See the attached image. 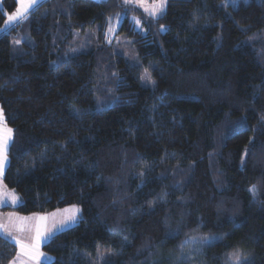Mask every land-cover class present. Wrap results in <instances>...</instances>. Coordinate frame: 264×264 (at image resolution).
<instances>
[{"label": "trees", "instance_id": "1", "mask_svg": "<svg viewBox=\"0 0 264 264\" xmlns=\"http://www.w3.org/2000/svg\"><path fill=\"white\" fill-rule=\"evenodd\" d=\"M16 7L0 2V26ZM117 13L137 63L103 47ZM26 25L21 49L18 25L0 32L3 181L21 198L3 211L81 208L44 264H264V0H167L156 18L47 0ZM94 27L98 43L71 51ZM15 253L0 238V264Z\"/></svg>", "mask_w": 264, "mask_h": 264}, {"label": "rangeland", "instance_id": "2", "mask_svg": "<svg viewBox=\"0 0 264 264\" xmlns=\"http://www.w3.org/2000/svg\"><path fill=\"white\" fill-rule=\"evenodd\" d=\"M45 1L47 0H37V3L32 8L28 9V11L21 18H19L14 22H9L8 16L15 14L18 8H20V4L18 0H16L17 3L16 9L11 13H6V18L3 24L0 26V32H3L15 25H18L15 36L19 35V38L14 40V44L17 45L14 46L13 44L15 49L20 48L18 46H22L24 42L28 41L30 35L26 22L28 21L31 11ZM98 1H102V0H98ZM122 1L126 3L125 0ZM0 2L2 3V0H0ZM155 3H159V0H129V2H127V4L135 5L138 10H141V12H143L145 15H149L151 17L153 16L149 14V10L152 8L153 4ZM166 5H167V0L164 4L162 11H159L157 15L153 18L160 16L166 10ZM123 17L124 15H122L121 13L119 14L117 13L111 16L112 18L111 22L108 20V25H106L105 27V35L103 36V39L105 40V43H103L105 45H103V47L110 46V50H112L114 54L121 57H125L133 63H137L138 56L136 54V51L134 50L131 40L129 38H126L124 35L117 34L120 25L122 23ZM136 21L140 22L139 19H137ZM98 27L97 28L94 27L93 29L89 30V32H86V34H83V36L77 35L74 39L71 51L75 53L80 51H85L90 49V47H93L95 44H97L98 35L96 31ZM109 27H111L112 29L111 33H109L108 31ZM89 37L90 38L92 37L94 40L89 39ZM262 39L263 36L261 35L255 38L257 42L261 41ZM148 77L151 78L149 71L143 69L142 72L143 83L145 85L147 84L154 85V81L152 80V78L149 80ZM0 113H2L4 127H6L7 129H11L8 126V124L5 122V118L1 106H0ZM12 140H13V130L11 133V139L9 140L7 147V162L5 164L3 174L0 175V226H2L0 227V232H3L4 236L7 237L6 239L11 241L13 244H14L13 240H18L20 241V245L33 246L35 244V234L38 226L43 227L45 236L52 237L53 233L56 234L60 233L57 230L64 227L61 221L65 220L69 215L72 214L73 206H76V208L79 209V213L76 215L75 224H77L81 217V208L78 205L74 204L51 212L33 213L30 215H19L14 212L7 213L3 211V208L7 206H17L21 202L20 196L13 190L8 189L3 181L5 171L9 163L8 151L12 143ZM253 194H254L253 199L256 201L258 192ZM65 210H70V211H65ZM40 217H45L46 219L44 221H41ZM71 227H64L63 231ZM45 244L46 243H44V241L42 240L40 251L44 254V256L42 257L40 264L49 263L52 261V257L43 248ZM14 245L16 247V253L14 255V258L8 264H35L34 261L29 260L27 256L24 255V252L27 249H22L20 245H16V244Z\"/></svg>", "mask_w": 264, "mask_h": 264}, {"label": "snow or ice", "instance_id": "3", "mask_svg": "<svg viewBox=\"0 0 264 264\" xmlns=\"http://www.w3.org/2000/svg\"><path fill=\"white\" fill-rule=\"evenodd\" d=\"M20 4V8H18L17 12L13 15L8 16V21L9 22H14L21 18L27 11L28 9L32 8L36 3L37 0H18ZM125 2H129V0H125ZM166 0H159V3L153 4L152 8L149 10V14L155 17L159 11H162L164 4ZM234 3L235 0H232ZM111 17L109 18V21L111 22ZM135 23L139 24V21H134ZM109 33H111L112 29L109 27ZM107 35V34H106ZM150 80L151 78L148 77ZM11 129H7L4 127V121L2 117V113H0V175L3 174V170L5 167V164L7 162V147H8V142L11 139ZM253 193H255V187L251 189ZM65 211H70V210H65ZM79 213V209L76 208V206H73V211L72 214L69 215L65 220L61 221L62 225L64 227H71L76 223V215ZM41 221H44L46 218L45 217H40ZM2 227V226H0ZM64 227L58 229V232H61L64 230ZM56 233H53L55 235ZM0 238H7L4 236L3 232H0ZM51 236H45L44 229L42 226H38L36 229V234H35V244L33 246H25V245H20V241L18 240H13L14 244L20 245L22 249H27L24 252V255L27 256V258L31 261H34L35 264H40V261L44 254L40 251L41 247V241L43 240L44 243H47L51 240ZM214 239V238H213ZM201 240L204 242H209L208 237H202ZM186 244L189 242H185ZM230 264H243L240 254L238 252L232 253L231 257L229 258ZM105 264H108L106 261Z\"/></svg>", "mask_w": 264, "mask_h": 264}, {"label": "crops", "instance_id": "4", "mask_svg": "<svg viewBox=\"0 0 264 264\" xmlns=\"http://www.w3.org/2000/svg\"><path fill=\"white\" fill-rule=\"evenodd\" d=\"M21 203V202H20ZM9 207H14V206H9ZM10 211H7V213H9ZM15 213V212H14ZM17 214V213H16ZM20 215V214H19Z\"/></svg>", "mask_w": 264, "mask_h": 264}]
</instances>
